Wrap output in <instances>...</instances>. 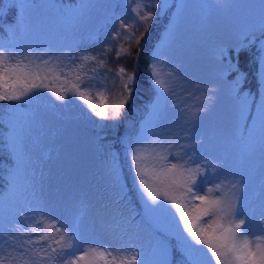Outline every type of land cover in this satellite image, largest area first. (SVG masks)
<instances>
[{
    "label": "snow or ice",
    "instance_id": "snow-or-ice-1",
    "mask_svg": "<svg viewBox=\"0 0 264 264\" xmlns=\"http://www.w3.org/2000/svg\"><path fill=\"white\" fill-rule=\"evenodd\" d=\"M128 2L134 5L132 19L116 18L107 46L95 54L36 55L0 44V102L20 101L46 90L59 101L74 98L82 102L102 121H118L132 97L136 73L118 67L114 75L120 84L114 87L119 90L110 92L107 83L99 79L98 70L107 67L113 51L117 59L131 57L132 45L141 44L161 9V0ZM33 6L34 0H8L0 7V16L6 14L5 8L13 16V39L26 29ZM163 7H168L167 0ZM259 7V15L250 19L230 48L236 63L223 49L220 58L228 61L232 78L224 86L232 96L238 122L253 119L248 115L251 104L256 109L255 118L264 126V3ZM253 49L256 70L250 80L249 74L239 69V54ZM153 61L149 65L152 83L161 96H175L170 81L177 77L162 71L158 56L154 55ZM158 109L159 105L154 106L139 135L125 142L132 189L140 194L144 214L152 218V227L158 232L153 238L156 258L149 259L136 237L90 240L76 221L64 222L42 210L24 208L17 209L18 222L5 225L0 219V264H264V203L259 210L245 204L241 197L246 183L243 174L226 175L220 164L200 155L191 143H180L186 137L155 131ZM11 150L16 156V174H20L25 164L21 132L14 131L11 136ZM209 173L215 182L209 180ZM15 180L14 174L13 187ZM161 215L167 219L166 225L159 223ZM173 251L179 254L175 261Z\"/></svg>",
    "mask_w": 264,
    "mask_h": 264
},
{
    "label": "rangeland",
    "instance_id": "rangeland-1",
    "mask_svg": "<svg viewBox=\"0 0 264 264\" xmlns=\"http://www.w3.org/2000/svg\"><path fill=\"white\" fill-rule=\"evenodd\" d=\"M5 1L0 0V7ZM56 3L34 0L27 14L26 30L15 39H0V44L9 50L23 49L36 55L43 52L82 56L92 52L78 44V40H92L97 33H102L104 39L112 33L116 18L130 21L133 17L134 5L128 0H83L79 5ZM262 3L264 0H167L165 8L161 0L155 26L168 10L172 12L151 47L152 63L153 56H158L162 71L177 77L176 81H170L175 96H163L158 104V115L153 121L157 125L155 131L186 137L180 143H191L200 155L220 164L226 175L243 174L246 183L241 197L247 206L257 210L264 203V126L258 120L251 143L242 141L243 121L238 122L232 96L224 86L232 77L227 71L228 61L221 60L220 53L223 49L226 56H232V63H236L230 47L235 45L250 19L259 15ZM115 72L98 71L99 79L107 83L109 91L120 84ZM24 99L28 101L27 115L18 132L23 135L26 169L16 198L0 205V219L8 225L18 222L17 209H39L64 222H78L90 240L102 241L97 227L112 229V219L120 214L129 218V211L123 209L126 185L119 167L124 163L123 152L114 153L118 162L113 153L107 154L113 158L107 156L109 160H105L99 156L95 143L96 132L92 128L101 127L106 120L87 111L82 102L74 98L59 101L46 90ZM148 107L143 117L152 116L153 107ZM200 108L208 110L197 112ZM146 123L142 121L140 129ZM33 166H38L44 175L40 177L35 172L32 175ZM208 176L215 182L212 173ZM159 223L166 225L167 219L161 215ZM128 229L126 238L136 237L149 259L156 258L153 238L158 232L137 229L133 221Z\"/></svg>",
    "mask_w": 264,
    "mask_h": 264
},
{
    "label": "trees",
    "instance_id": "trees-1",
    "mask_svg": "<svg viewBox=\"0 0 264 264\" xmlns=\"http://www.w3.org/2000/svg\"><path fill=\"white\" fill-rule=\"evenodd\" d=\"M55 1L57 3L63 2L64 4L79 5L83 0ZM7 3L8 0L4 2V5H6ZM171 12L172 9L168 10L162 20L158 22L156 26L154 24L149 29L148 34L144 37L139 46L136 44L132 45L131 57L122 56L121 58L117 59L115 56V51H113L108 57L107 67L105 69L98 70L100 73H104L108 70L117 71L118 67L123 66L128 69L129 72L132 73L134 70L136 73V83L133 88L132 97L129 100L128 104L125 106L121 118L118 121H115L114 124L108 123L109 121L106 120L105 124L101 127L92 128V130L96 132L95 143L98 148L99 156L101 155L103 159L109 160L107 159V156L112 153V156H114V153L122 151L124 155V158L121 157L122 159H124V163L121 162L122 166L119 167H121V176H124V183L126 185V190L124 191L123 195L124 197L126 196V208L124 207L123 209L127 212L129 211V218L126 219L120 214L119 217H115V223L112 219V224L110 223L112 225V229L102 230L100 229V227H97L95 230L98 232L99 238L103 241L113 239L127 240L126 237L129 236L127 229L131 221L135 222V226L137 229L147 228L150 231H154L157 233V231L152 227L153 223H151L150 218L146 217L144 214L143 202L140 198V194L132 189V181L130 178L129 167L125 156V142L130 136L135 137L139 135L138 131L140 129V124L142 123V121L148 122L152 117H143L142 114L145 112L147 114L149 108L148 106L152 105L154 109V106L158 105L161 98L163 97L161 95H158L160 94V91H158L157 86L152 83L149 65L152 63L151 47L153 46V43L155 42L163 27L166 26ZM5 13L6 14L4 16H0V39L2 40H8L9 37L12 38V30L16 29V24L10 23L13 20L12 14L10 12H7L6 8ZM140 32H143V28L140 29ZM21 33L22 32L18 31L16 36H19ZM94 36L96 37L92 40H83V38L82 41L78 40V44L85 45L93 54L107 46L110 33L106 34V36H104V39H102V33H97ZM117 46L118 44L115 45L114 48H118ZM141 46L143 48L142 51L140 50ZM245 52L246 53L241 51L239 54V69L241 72L248 73L249 79L251 80V76L256 70V65L251 59L255 54V49ZM137 54H139L138 59L136 58ZM112 88L115 89V92L119 90L115 87ZM112 88L110 92L114 90H112ZM251 90L253 94H255L256 89L252 87ZM256 99L258 101L259 98L257 97ZM22 100L26 102H0V205H4L6 201L8 202L14 200L22 186L23 172L20 174H16V156L15 153L11 150V136L13 135L14 131L18 132L27 115L25 106L28 105V101L25 99ZM248 115L252 116L253 119L246 118L242 122L241 138L242 141L251 143L253 130L259 120L258 118H255L256 109L254 105L250 104ZM140 130H142V127ZM117 157L118 155L114 156V159L118 162L119 159H116ZM117 162L115 164H118ZM25 169L26 166H24L23 171ZM30 170L32 175H34V172L40 177L44 175L38 170V166L30 167ZM14 174L16 175L15 187H13L12 184V178ZM110 199L111 197H109L108 195L107 201H110ZM119 209H121V207ZM172 256L174 261L179 258V254L175 251H173Z\"/></svg>",
    "mask_w": 264,
    "mask_h": 264
}]
</instances>
